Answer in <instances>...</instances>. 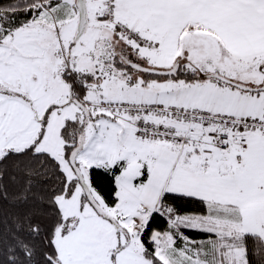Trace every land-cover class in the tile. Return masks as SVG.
Here are the masks:
<instances>
[{
    "label": "snow or ice",
    "instance_id": "1",
    "mask_svg": "<svg viewBox=\"0 0 264 264\" xmlns=\"http://www.w3.org/2000/svg\"><path fill=\"white\" fill-rule=\"evenodd\" d=\"M0 264H264V0H0Z\"/></svg>",
    "mask_w": 264,
    "mask_h": 264
}]
</instances>
